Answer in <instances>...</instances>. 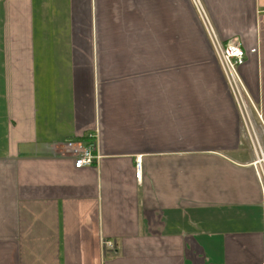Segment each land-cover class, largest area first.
Listing matches in <instances>:
<instances>
[{
  "label": "crops",
  "instance_id": "crops-1",
  "mask_svg": "<svg viewBox=\"0 0 264 264\" xmlns=\"http://www.w3.org/2000/svg\"><path fill=\"white\" fill-rule=\"evenodd\" d=\"M199 1L256 146L190 0H0V264L264 262V0Z\"/></svg>",
  "mask_w": 264,
  "mask_h": 264
},
{
  "label": "built area",
  "instance_id": "built-area-1",
  "mask_svg": "<svg viewBox=\"0 0 264 264\" xmlns=\"http://www.w3.org/2000/svg\"><path fill=\"white\" fill-rule=\"evenodd\" d=\"M197 11L199 17L201 18L203 25L209 36H211V42L213 48L217 54V58L220 62L221 71L225 78V81L234 95L242 102L241 99V89L243 85L241 83L238 67L244 62V51L239 46V44L234 40L232 43L227 44L223 47L219 44L218 40L213 36L211 27L209 26L203 7L199 0H190ZM250 52H255L251 50ZM237 92V93H236ZM95 147L93 143L84 144L79 140H70L65 142L61 148L58 150L57 154L60 157L68 158L72 161L73 167L77 170L90 167L97 161V156L95 154ZM253 167L256 173L257 180L259 182L261 191L264 197V154L259 147H257L256 160L253 163ZM141 176V162L137 160L135 162V178L139 179ZM103 248L113 249L112 242H103ZM261 264H264L262 262Z\"/></svg>",
  "mask_w": 264,
  "mask_h": 264
},
{
  "label": "rangeland",
  "instance_id": "rangeland-1",
  "mask_svg": "<svg viewBox=\"0 0 264 264\" xmlns=\"http://www.w3.org/2000/svg\"><path fill=\"white\" fill-rule=\"evenodd\" d=\"M241 92L244 93V90L241 89ZM232 96L234 97L233 94H232ZM235 99L237 101L239 111L243 114L244 119H246V116H247L248 121H249V123L251 125V129H254V132H253L254 134H252L251 131L249 130L250 128L248 126L250 138L253 141L254 146H256L257 145L256 141L258 143V139H257L258 137H257L256 134H259V130L258 129H262L261 123H260L259 118H258L257 106L252 101H249V98H247V97H244L245 101L243 100V102H241V103H240V101H239V99L237 97H235ZM248 121L245 120L247 125H248ZM107 242H110V241H107Z\"/></svg>",
  "mask_w": 264,
  "mask_h": 264
}]
</instances>
